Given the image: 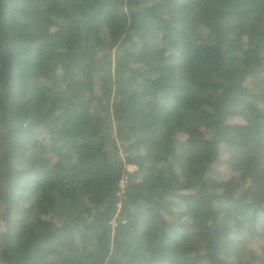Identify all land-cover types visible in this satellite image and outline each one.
Here are the masks:
<instances>
[{
	"label": "trees",
	"instance_id": "obj_1",
	"mask_svg": "<svg viewBox=\"0 0 264 264\" xmlns=\"http://www.w3.org/2000/svg\"><path fill=\"white\" fill-rule=\"evenodd\" d=\"M262 151L264 0H0V264H264Z\"/></svg>",
	"mask_w": 264,
	"mask_h": 264
},
{
	"label": "rangeland",
	"instance_id": "obj_2",
	"mask_svg": "<svg viewBox=\"0 0 264 264\" xmlns=\"http://www.w3.org/2000/svg\"><path fill=\"white\" fill-rule=\"evenodd\" d=\"M159 13L165 15L167 18H170L171 20H175L176 19V16L175 14L171 13L170 11H168L167 8H164V9H160L158 10ZM140 27V31L138 32L137 37H141L142 36V24L139 25ZM125 46V45H124ZM122 55L124 57V59H127L130 54H129V51L127 49H124L122 51ZM118 145V150H119V153H120V156L123 158L125 156V153L129 152V149L130 147H132L130 144H125V145H121L120 142L117 144ZM146 151V148H144V152ZM225 152H229L227 149L224 151ZM262 158H261V162L264 163V151H262ZM47 158V156H44L43 159L41 160L42 162L44 161L45 162V159ZM51 158V157H50ZM50 158L47 160L50 162ZM52 159V158H51ZM225 161H227V159H222V162L223 164L225 163ZM223 168V166H221ZM135 168L132 167V166H128L127 167V170L128 171H133ZM218 181H221V182H224L226 183V192L227 193H230L231 190H232V187L233 185L229 182V176H228V173H221L220 177L218 178ZM215 183V178H214V175H211V181L209 184H214ZM125 186V183L122 182L121 183V187L123 188ZM249 185V183H244V188H247ZM251 189L252 191H257V189H259V183H256L254 184L253 186H251ZM227 215L230 217L231 215L229 213H227ZM76 216V212L72 209V208H69V209H66L65 210V217H64V220H63V223H71L72 219ZM112 227H115V222L113 221L112 222ZM3 227L1 226V223H0V232H3ZM115 235V234H114ZM249 243V247H246V248H242V250H240V247L238 248H235L234 249V254L236 256H239L240 252H243V253H246L249 255L250 258L252 259H255V260H260V262H262V259H261V256H262V249L261 247L259 246V244H256L254 247H251V242L250 240L247 238H245V244ZM173 256V254H171ZM264 263V262H263Z\"/></svg>",
	"mask_w": 264,
	"mask_h": 264
}]
</instances>
